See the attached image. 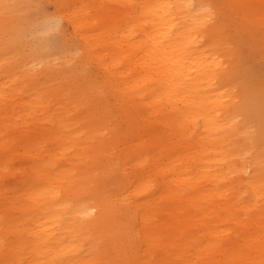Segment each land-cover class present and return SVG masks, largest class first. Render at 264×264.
<instances>
[{
	"label": "bare ground",
	"instance_id": "bare-ground-1",
	"mask_svg": "<svg viewBox=\"0 0 264 264\" xmlns=\"http://www.w3.org/2000/svg\"><path fill=\"white\" fill-rule=\"evenodd\" d=\"M60 2L80 56L0 47V264H264V0Z\"/></svg>",
	"mask_w": 264,
	"mask_h": 264
},
{
	"label": "rangeland",
	"instance_id": "rangeland-1",
	"mask_svg": "<svg viewBox=\"0 0 264 264\" xmlns=\"http://www.w3.org/2000/svg\"><path fill=\"white\" fill-rule=\"evenodd\" d=\"M60 1L61 0H9L8 3L13 5V7L10 9L7 16H5L3 14L2 10H0V47L3 48L5 50V52L7 51L6 53L9 52L8 54L10 55L11 51H8V49L10 48V46H9L10 43L8 44L7 41H9L10 39L12 41V38L9 37L8 34H10V33L12 34L13 32H15L14 30H16V29H17L16 31H18V28H21V29H19V31H21L20 36L21 35H24V36H23V38L21 36V38L18 39L19 42H17L18 40L16 39L17 45H16V43H14L15 39H14V42H12V44L17 46L18 48L21 45V48L19 50L17 49L16 51L19 52L22 48L24 49L25 47L28 48V47L37 46V44H33V43L37 42V40L39 39V36L34 35V33H33L34 36L32 37L31 33H32V30L34 29L33 25L36 24V22H38L39 18H42V19L45 18L48 20V22L46 21L47 22L46 24H48V25L51 24L49 26L50 33L48 32L49 30L46 32L47 35L48 34L49 35L48 36L45 35L48 38V39L46 38L47 39V46L46 47L48 48L47 51H49V52L52 51L51 53H54V51L57 52L59 50V47L62 45V43L63 44L66 43L65 47L68 48L67 52L69 50V52L71 54V55L69 54V56H77V57L80 56V44H81V42L79 40V36L74 33L75 31L73 30L71 25L68 24V22L66 21L65 13L68 12V9L65 6H63L62 2H60ZM36 19H38V20L36 21ZM38 24H36L37 28L34 29L33 32L38 30L39 35H41L40 26H43V23L40 26ZM26 25L30 26L32 28L27 27ZM36 25H34V26L36 27ZM15 26H16V28H15ZM25 26H26V28H25ZM51 26H53V27H51ZM103 27L104 26H102L100 28H103ZM22 28H24V29H22ZM28 28H29L31 33L28 32L29 30H26ZM56 28H58V29H56ZM111 28L113 29V25L111 26ZM38 31L35 34H37ZM26 32H28L30 34H28ZM35 36H36V38H35ZM31 42H33V43H31ZM18 43H22V44H18ZM6 44H8L7 45L8 48L6 47ZM31 44H33L34 46ZM15 46L14 47L12 46V48H14V49H12V48H10V49L15 50L17 48ZM8 54H6V55H8ZM247 61L248 62L250 61L247 64L249 69H251V71H253L255 69L258 72V74H254V76L256 75L255 77H257L259 75L257 78L261 79V77L264 76V74H262L264 72H262L260 75V71H261L260 68H262L261 66H259L260 68H258V65L260 64V62L258 61L259 63H258V65H256L257 60H255L256 62L254 61L255 62L254 64L256 67H254L253 65L249 66L250 64H253V59H250V60L247 59ZM252 67H254V68L252 69ZM90 71H91V74H90L91 76L96 74V70L94 68L91 67ZM90 71H89V73H90Z\"/></svg>",
	"mask_w": 264,
	"mask_h": 264
},
{
	"label": "snow or ice",
	"instance_id": "snow-or-ice-1",
	"mask_svg": "<svg viewBox=\"0 0 264 264\" xmlns=\"http://www.w3.org/2000/svg\"><path fill=\"white\" fill-rule=\"evenodd\" d=\"M13 7L10 3L5 2V0H0V10H2L3 14L7 16L10 9ZM259 18L260 23L264 26V3L260 6ZM201 9L206 13L204 17V22L209 25H215L218 20V16L220 13L218 12V6L212 3H208L206 5H201ZM262 167H264V162H262Z\"/></svg>",
	"mask_w": 264,
	"mask_h": 264
}]
</instances>
